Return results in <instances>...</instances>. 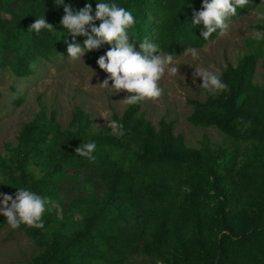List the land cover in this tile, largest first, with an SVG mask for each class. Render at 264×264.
<instances>
[{
	"label": "trees",
	"instance_id": "obj_1",
	"mask_svg": "<svg viewBox=\"0 0 264 264\" xmlns=\"http://www.w3.org/2000/svg\"><path fill=\"white\" fill-rule=\"evenodd\" d=\"M64 2L76 11L90 3L92 15L98 2L124 7L136 20L130 40L138 48L147 39L157 55L199 48L220 33L204 40L203 23L192 24L203 0ZM64 14L55 0H0V69L27 76L35 57L65 51L72 36L60 23ZM42 16L52 31H28ZM84 39L75 37L81 45ZM109 47L86 52L85 64L104 72L96 61ZM256 57L244 54L219 70L228 90L187 100V121L216 129L230 140L228 148L207 140L187 146L172 120L160 118L154 127L140 103L111 112L115 133L93 130L78 106L63 129L54 109L46 116L40 106L0 155V190L25 188L59 204L44 213L42 229L18 228L38 248L29 264H264V87L252 81ZM260 67L264 74V57ZM91 141L94 160L75 153Z\"/></svg>",
	"mask_w": 264,
	"mask_h": 264
},
{
	"label": "rangeland",
	"instance_id": "obj_2",
	"mask_svg": "<svg viewBox=\"0 0 264 264\" xmlns=\"http://www.w3.org/2000/svg\"><path fill=\"white\" fill-rule=\"evenodd\" d=\"M261 2L231 19L227 32L219 33L201 47L194 48L198 53L197 59H193L191 54L184 55V52L174 54L179 72L175 75L165 72L159 81L163 94L156 100L140 102L139 113L154 127L160 118L172 120L173 133H180L187 146L199 148L207 140L210 145L230 147V140L216 129L195 127L187 121L191 110L187 100H202L205 96V90L200 86L202 77L193 79L195 66L219 74L226 63L234 66L250 52L257 56L252 81L264 87V74L260 67L264 57V40L253 38L255 31L264 32V20L255 15ZM67 55L66 49L47 59L35 57L29 64L31 73L23 77L13 75L6 66L0 69V155L7 153V147L15 144L19 127L31 120L40 106L45 107L46 116L50 109H54L55 120L63 129L68 126L74 107L78 106L88 114L93 130L113 132L107 126L111 121V112L121 114L127 106L123 99L128 93H114L101 87L100 83L107 73L85 64L84 56L80 60L69 61ZM111 84L112 81H109V86ZM30 168L37 172L36 168ZM0 193L15 198L14 193L2 190ZM37 250L31 239L18 228L12 229L0 213V264H29V257Z\"/></svg>",
	"mask_w": 264,
	"mask_h": 264
},
{
	"label": "clouds",
	"instance_id": "obj_3",
	"mask_svg": "<svg viewBox=\"0 0 264 264\" xmlns=\"http://www.w3.org/2000/svg\"><path fill=\"white\" fill-rule=\"evenodd\" d=\"M250 0H203L202 10L194 11L192 24L204 25L201 35L208 40L217 30L221 34L227 32L230 27V20L237 15L238 8H244ZM57 6L63 5L64 16L60 23L72 36L71 42L67 43V57L69 61L80 60L84 54L91 50H98L102 45L108 44L109 49L100 55L96 63L99 68L108 75L100 83L101 87L111 89L114 93L126 92L123 102L126 105H134L145 100H156L163 94L159 81L170 72L177 74L179 66L175 64L172 54L159 53L158 46L144 39L137 44L130 40L128 30L136 23L132 12L116 3L98 2L95 8V15L92 5L86 3L78 11L64 0H55ZM264 0L258 6L255 15L259 20H264ZM99 20V26L95 21ZM53 25L44 16L32 23L28 31L39 34L41 30L52 31ZM90 29V31H89ZM76 36H84L83 44L76 42ZM253 38L264 40V32L255 31ZM184 55L191 54L193 59L198 58L197 50L186 48ZM202 77L203 83L200 86L210 95H217L221 91L228 90V85L222 82L220 75L203 67H196L193 72V79ZM109 81H112L109 86ZM109 128L115 133L117 124L109 121ZM249 121L245 127H250ZM122 128V125L119 126ZM119 134H123L122 131ZM96 148L94 141L80 144L75 148V153L89 160H94L93 155ZM0 213H2L12 229H17L21 224L28 227L43 228V215L59 207L56 201L42 197L37 193L25 188H18L15 198L12 195L0 193ZM9 202L10 205H9Z\"/></svg>",
	"mask_w": 264,
	"mask_h": 264
}]
</instances>
